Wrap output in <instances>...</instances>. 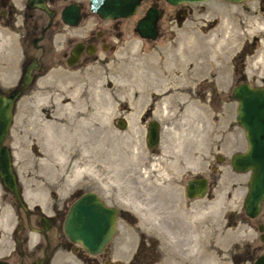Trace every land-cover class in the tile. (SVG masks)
<instances>
[{
	"label": "rangeland",
	"instance_id": "obj_1",
	"mask_svg": "<svg viewBox=\"0 0 264 264\" xmlns=\"http://www.w3.org/2000/svg\"><path fill=\"white\" fill-rule=\"evenodd\" d=\"M258 4L209 0L202 4L207 28L200 27L202 20L197 26L186 22L171 28L164 22L169 31L151 41L133 31L144 5L122 21L124 35L115 50L75 67L63 63L40 70L16 100L5 140L27 209L51 216L62 212L64 217L77 195L95 191L107 204L128 211L130 217L118 219L98 264L109 258L127 260L142 240L150 259L160 264H254L264 252L258 230L264 203L256 218L245 215L249 172H235L230 159L247 143L235 119L237 101L231 90L241 79L264 86V13ZM91 24L90 19L83 22L78 32ZM249 41L254 44L241 67L242 60L235 61ZM3 72L13 78L18 70ZM10 80L0 90L6 93L18 86ZM78 110L92 116L88 128L96 137L91 146L100 158L95 160V174L70 182L72 162L61 158L65 172L58 174L41 139L45 130L53 129L56 116ZM143 113L160 124V143L154 150L146 144ZM120 117L126 120L124 129L117 126ZM61 146L68 151L70 143L62 141ZM198 175L209 179L207 194L188 199L186 181ZM135 204L170 209L174 227L168 229L156 219L145 222V213L133 210ZM23 212L0 180V252L12 247L10 233ZM60 234L61 245L52 249L44 237L32 233L24 246L27 258H11L15 264H27L44 254L45 264H90L71 250L76 247L78 252L79 245Z\"/></svg>",
	"mask_w": 264,
	"mask_h": 264
},
{
	"label": "flooded vegetation",
	"instance_id": "obj_2",
	"mask_svg": "<svg viewBox=\"0 0 264 264\" xmlns=\"http://www.w3.org/2000/svg\"><path fill=\"white\" fill-rule=\"evenodd\" d=\"M207 1H186L179 4H171L166 0H141L137 12L144 5L145 10L143 14L137 18V20L144 15L148 8H156L160 12V17L157 20L159 37L163 35L164 32L169 31V25L163 27L164 22L170 24V28L173 26V24L181 26L186 22H188V24L197 26V23H201L200 21L204 15L202 4ZM258 1L259 9L264 13V0ZM135 15L136 14L132 16ZM127 18L129 17L104 19L92 11L90 0H0V85L7 84L9 81H11L10 79H14L15 81H13V85L16 84L18 86L6 92L9 93L22 87V80L27 69H29L28 76L30 77V82L28 83L29 86L37 78V73L44 68H54L56 66H60L63 63L68 67H75L90 61L99 53L115 50L117 43L124 35L122 21ZM89 19L92 20L91 26L85 29L82 33H79L77 30L79 26ZM203 20L202 23H204ZM208 21L213 23L216 22L214 19H208ZM207 24L208 23L201 24L200 27L204 25L207 28ZM134 28L135 26L133 27V31ZM164 28H166V30ZM144 40L151 41L149 39ZM252 41H249L245 47H242L243 49L241 54H239V56L236 58L235 63H237L239 59L242 60L241 67H243L244 59L248 49L254 44ZM75 47L80 48L79 56L72 65H68L67 61L69 58H71V52ZM16 69L18 72L13 78H9L6 75L7 73L5 74L3 72L4 70L11 71ZM243 80L245 79H241L240 82ZM0 92L2 94H6L2 90H0ZM149 116L150 113H147V115H144L143 113L140 116L143 123V128L146 132L145 138L149 131L150 122L157 121L155 119H149ZM119 119L124 118L120 117ZM124 121L126 122L125 119ZM158 131L160 134L159 122ZM156 147L152 149L154 150ZM197 177L206 176L198 175L192 178ZM188 180L189 179H187V181ZM84 193L77 195L74 201ZM13 197L16 199L14 195ZM100 198L105 202L106 205L113 206L107 204L101 196ZM187 198L196 199L203 197ZM113 207L118 210L116 228L111 239L106 243L104 248L99 253L92 255L86 252L80 246V244L73 243L67 238L70 243L79 245L78 252L76 247H72L71 250L74 251L75 254L77 253L79 257L87 263L98 264L99 262L97 259L100 256L105 257L108 245L112 241L117 230L118 219L121 216H124L125 218L130 217L128 211L120 209L116 206ZM21 208L24 211L23 216L19 218V221L12 228L10 233L9 243L12 245V247L10 249L8 248V250H2V252H0V262L2 264H15V261L11 258L14 254L18 255L21 260H25L27 258V255L24 251V246L26 245L28 236H30L32 233L38 234L40 236L39 238L44 237L43 239L45 241L46 247L52 246L53 249V247L61 245L60 232H64L63 225L68 209L63 217L62 212H58L57 216L56 213H54V216H51L46 215L34 208L31 210H28L26 206ZM43 217L48 223H45L47 228H44L42 223ZM262 223H264V217ZM145 246L147 245L143 242V240L139 241L133 254H131L127 260H124V258H113L111 260V258H109L105 259L103 264H160L159 260L150 259V255L146 253L147 248ZM143 250H145V252H143ZM80 252H82V254H80ZM86 255L89 256V258H87ZM46 258L47 257L43 254L42 257L35 259H44L43 264H45ZM35 259H32L27 264H30ZM181 264H184V262L182 261Z\"/></svg>",
	"mask_w": 264,
	"mask_h": 264
},
{
	"label": "water",
	"instance_id": "obj_3",
	"mask_svg": "<svg viewBox=\"0 0 264 264\" xmlns=\"http://www.w3.org/2000/svg\"><path fill=\"white\" fill-rule=\"evenodd\" d=\"M141 0H90L93 12L104 19L130 17L136 14ZM171 4L192 1L202 2L207 0H166ZM229 2H242L246 0H223ZM160 12L156 8H148L144 15L136 22L134 31L142 38L155 40L158 37L157 20ZM80 53V48L75 47L68 59L72 65ZM29 69L22 80V87L9 93L0 92V180L4 187L17 199L21 207H25L18 186L16 173L12 165L10 149L5 145V140L10 132L13 119V109L16 100L24 88L28 86L30 77ZM231 96L237 101L236 122L243 129L247 148L244 151L231 155L230 165L235 172H249L247 192L243 200V210L247 217L255 218L262 211L264 201V86L251 85L242 81L232 88ZM118 127L124 129L126 122L119 119ZM146 134L147 146L152 149L160 141L158 122L149 124ZM218 160L222 159L218 156ZM208 187L206 177L192 178L187 181L186 195L189 198L204 197ZM118 210L108 206L94 191H88L78 197L70 205L65 216L63 230L67 238L78 243L88 253H99L111 239L117 221ZM44 228L47 221L42 218ZM48 224V223H47ZM261 240H264V223L258 224ZM44 259H35L30 264H43ZM0 264H2L0 262ZM254 264H264V252L254 261Z\"/></svg>",
	"mask_w": 264,
	"mask_h": 264
},
{
	"label": "bare ground",
	"instance_id": "obj_4",
	"mask_svg": "<svg viewBox=\"0 0 264 264\" xmlns=\"http://www.w3.org/2000/svg\"><path fill=\"white\" fill-rule=\"evenodd\" d=\"M84 106H86V105H84ZM72 108H70V109H72ZM84 109H85V107H84ZM90 115L91 114H88V112L82 113V112H79V110L77 113L72 112V113H70V114L68 113L66 115H62V114L60 115L59 114L58 116H56L54 118V120L52 122L53 129L45 130L44 134L42 135L41 140L45 141L46 144L48 145V150L46 149L47 152L45 155H46L47 159L49 161H52V164L55 167H57L58 174L62 173L65 170V166H66L64 164L59 165V163H60L59 160L61 158L65 157L68 162H70V163L72 162L73 168H72L71 174H72L73 179L68 178V180L70 182H71V180H78L85 175L88 176L91 174H95V169H94L95 168V162H96L95 160L96 159L99 160L98 159L99 155L96 153L97 151L94 150V148H92L93 145H92L91 141L93 140L94 137H96V135L93 133L94 131L92 132V130L88 128V124L90 123V119H92L91 118L92 116H90ZM95 115H97V114H95ZM91 124H92V122H91ZM98 138L96 140H98ZM99 139H101V138H99ZM62 141H68L70 143V147H69L68 151H65L62 148V146H61ZM101 141H102V139H101ZM45 142H43V143L45 144ZM71 143H73V146L75 148H73L71 146ZM106 156L107 155H105V153L103 152L102 159H103V157H106ZM99 158H100V156H99ZM119 159H120V157H119ZM113 161H115V160H113ZM54 162H55V164L58 162V165H55ZM116 163H117V161H116ZM52 164H49V167H54ZM112 167H114V166H112ZM107 168H108V166H107ZM117 171L118 170H116L115 172H117ZM101 172H102V169H101ZM96 173H98V172H96ZM105 179H104V181H105ZM173 209H175V208H173ZM133 210L136 213H140V214L145 213V220H144L145 222H147V220H155L156 219V220H159L160 222L162 221L163 222L162 225L168 229H171L172 227H174V224L172 223L173 222L172 219L174 218V215L170 209H169V211H167V210L159 211L156 209L145 208L143 206H140L139 204H135L133 206ZM161 214H163V215H161ZM176 216H177V214H176ZM166 223H168V224H166Z\"/></svg>",
	"mask_w": 264,
	"mask_h": 264
}]
</instances>
